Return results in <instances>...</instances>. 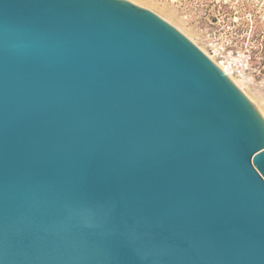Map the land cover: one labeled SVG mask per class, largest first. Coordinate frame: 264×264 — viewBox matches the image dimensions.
Instances as JSON below:
<instances>
[{
	"label": "water",
	"instance_id": "obj_1",
	"mask_svg": "<svg viewBox=\"0 0 264 264\" xmlns=\"http://www.w3.org/2000/svg\"><path fill=\"white\" fill-rule=\"evenodd\" d=\"M0 264H264V118L127 0H0Z\"/></svg>",
	"mask_w": 264,
	"mask_h": 264
},
{
	"label": "rangeland",
	"instance_id": "obj_2",
	"mask_svg": "<svg viewBox=\"0 0 264 264\" xmlns=\"http://www.w3.org/2000/svg\"><path fill=\"white\" fill-rule=\"evenodd\" d=\"M127 1L166 18L207 56L227 64L264 118V0Z\"/></svg>",
	"mask_w": 264,
	"mask_h": 264
},
{
	"label": "bare ground",
	"instance_id": "obj_3",
	"mask_svg": "<svg viewBox=\"0 0 264 264\" xmlns=\"http://www.w3.org/2000/svg\"><path fill=\"white\" fill-rule=\"evenodd\" d=\"M165 20H167L166 18H165ZM168 22H170L169 20H167ZM171 23V22H170ZM178 30H180L178 27H176ZM181 31V30H180ZM184 35L186 36V34L184 33ZM188 37V36H187ZM199 47V46H198ZM199 49L201 50V51H203V53H206L201 47H199ZM207 55V54H206ZM222 71H223V73L242 91V93H244L245 94V92H244V90H243V88L241 87V84H240V82H238V81H236L230 74H229V71H228V67L226 66V67H223V66H221V65H219L216 61H214L213 60V58H211L210 56H208ZM246 96V95H245ZM248 98V100H250V102H252L253 103V101H254V99H251V98H249V96L247 97ZM257 100V99H256ZM261 102H263L264 103V101H261L260 100V103ZM259 103V104H260ZM262 103V104H263ZM253 104H257V103H253ZM264 108V107H263ZM259 111H260V109H258ZM260 113H261V111H260ZM262 114V113H261Z\"/></svg>",
	"mask_w": 264,
	"mask_h": 264
},
{
	"label": "built area",
	"instance_id": "obj_4",
	"mask_svg": "<svg viewBox=\"0 0 264 264\" xmlns=\"http://www.w3.org/2000/svg\"><path fill=\"white\" fill-rule=\"evenodd\" d=\"M223 67H226V66H223ZM228 67V66H227Z\"/></svg>",
	"mask_w": 264,
	"mask_h": 264
}]
</instances>
